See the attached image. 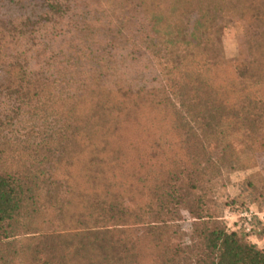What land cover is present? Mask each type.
<instances>
[{
	"label": "trees",
	"instance_id": "16d2710c",
	"mask_svg": "<svg viewBox=\"0 0 264 264\" xmlns=\"http://www.w3.org/2000/svg\"><path fill=\"white\" fill-rule=\"evenodd\" d=\"M92 1L0 0V264H264L215 198L264 165V0H107L85 39Z\"/></svg>",
	"mask_w": 264,
	"mask_h": 264
},
{
	"label": "rangeland",
	"instance_id": "374dc122",
	"mask_svg": "<svg viewBox=\"0 0 264 264\" xmlns=\"http://www.w3.org/2000/svg\"><path fill=\"white\" fill-rule=\"evenodd\" d=\"M106 1L90 2L94 14L83 13L77 18L75 24L83 25L86 28L85 39L107 33L108 30L104 22L110 21L111 13L109 12L111 10ZM80 6H84L83 1ZM221 31L226 57L234 60L238 55L239 41L244 36V29L236 22H225ZM81 51H83L82 55L89 53L85 50ZM215 198L218 203V216L222 217L227 229L230 232L244 234L249 242L257 243L259 249L264 250V165L259 164L242 171H227L218 182ZM247 214L252 217L251 221L248 220ZM185 218L187 219V215ZM189 226V221L182 223L185 231L189 229Z\"/></svg>",
	"mask_w": 264,
	"mask_h": 264
},
{
	"label": "built area",
	"instance_id": "2783aa9c",
	"mask_svg": "<svg viewBox=\"0 0 264 264\" xmlns=\"http://www.w3.org/2000/svg\"><path fill=\"white\" fill-rule=\"evenodd\" d=\"M246 216H247L248 220L251 221L252 217L249 216L248 214Z\"/></svg>",
	"mask_w": 264,
	"mask_h": 264
},
{
	"label": "crops",
	"instance_id": "0c3cea01",
	"mask_svg": "<svg viewBox=\"0 0 264 264\" xmlns=\"http://www.w3.org/2000/svg\"><path fill=\"white\" fill-rule=\"evenodd\" d=\"M257 244V243H256Z\"/></svg>",
	"mask_w": 264,
	"mask_h": 264
}]
</instances>
